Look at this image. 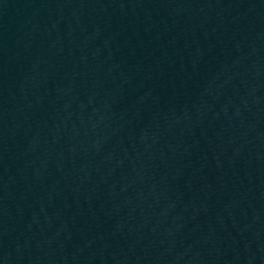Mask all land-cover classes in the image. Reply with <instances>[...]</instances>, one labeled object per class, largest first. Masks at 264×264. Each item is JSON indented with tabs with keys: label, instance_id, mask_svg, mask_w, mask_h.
I'll return each mask as SVG.
<instances>
[{
	"label": "water",
	"instance_id": "1",
	"mask_svg": "<svg viewBox=\"0 0 264 264\" xmlns=\"http://www.w3.org/2000/svg\"><path fill=\"white\" fill-rule=\"evenodd\" d=\"M0 264H264V0H0Z\"/></svg>",
	"mask_w": 264,
	"mask_h": 264
}]
</instances>
